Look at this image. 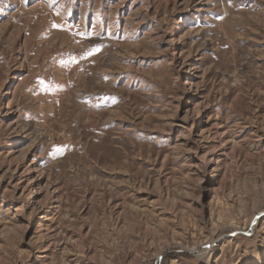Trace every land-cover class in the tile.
<instances>
[{"label": "rangeland", "instance_id": "rangeland-1", "mask_svg": "<svg viewBox=\"0 0 264 264\" xmlns=\"http://www.w3.org/2000/svg\"><path fill=\"white\" fill-rule=\"evenodd\" d=\"M0 264H264V0H0Z\"/></svg>", "mask_w": 264, "mask_h": 264}]
</instances>
